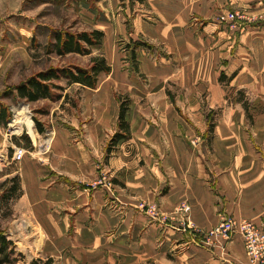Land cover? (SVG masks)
Listing matches in <instances>:
<instances>
[{
  "label": "crops",
  "instance_id": "obj_1",
  "mask_svg": "<svg viewBox=\"0 0 264 264\" xmlns=\"http://www.w3.org/2000/svg\"><path fill=\"white\" fill-rule=\"evenodd\" d=\"M109 1L115 9L97 11L107 20L95 21L90 7L83 15L104 32L88 67L100 52L111 71L94 87L58 81L67 83L56 101L68 122L53 124L43 165L30 158L21 165L43 256L48 264H247L239 234L224 252L206 232L225 214L264 215V0H132L133 10ZM220 10L247 20L219 24ZM121 38L161 46L168 57L136 47L135 72ZM74 86L82 87L80 104L70 94L63 102ZM237 91L252 102L254 123ZM124 97L130 131L109 153ZM182 203L189 213L179 212ZM152 204L166 221L146 213Z\"/></svg>",
  "mask_w": 264,
  "mask_h": 264
},
{
  "label": "rangeland",
  "instance_id": "obj_2",
  "mask_svg": "<svg viewBox=\"0 0 264 264\" xmlns=\"http://www.w3.org/2000/svg\"><path fill=\"white\" fill-rule=\"evenodd\" d=\"M100 4L90 0H0V110L2 105H5L11 114L7 122H0V183L8 179L10 182L7 187H10L13 184L11 179L17 177L22 189V192L14 200H11L9 205L0 202V230L13 242L9 249H14L9 261L2 260L3 256L0 255V264H48L49 260L43 256L42 252L44 236L29 215L28 204L23 197L21 165L27 158L33 159L41 165L45 159L48 160L46 155L51 151L53 143V124L56 122L67 124L66 117L69 114L67 110L63 111L64 106L63 104L60 105L59 101L41 99L30 102L19 98L13 89L19 83L52 66L88 67V55L58 56L55 53H49V42L54 37L52 36V29L70 31H89L92 29V26L88 24V16L83 15L88 7L96 12L103 7L115 9V4L109 0ZM116 5L121 7V10L127 6L133 10L132 0H120ZM96 14L98 17H95V21L107 20V17L102 18L101 13L97 12ZM126 20L129 21L131 18L127 17ZM138 41L142 40L121 38L117 42L121 48L122 46L123 49L127 47V60H130L129 67L135 72H138L139 68L136 64V58L133 59L132 57V51L135 49L133 46ZM159 47L145 48L157 57L161 55L168 57L165 51ZM96 56L104 57L100 52H97ZM56 83L64 87L67 85L64 81ZM171 89L173 91L178 90L175 84H172ZM54 93L56 95L62 94L64 90L55 89ZM69 94L75 96V99L70 96L72 101H77L76 104H80L82 87L74 86L66 94L63 102L67 101ZM235 97L237 103H242L246 111L245 119L254 123L257 112L253 111L254 108L250 99H247L241 91H237ZM125 101L127 102L126 97H124L123 102ZM223 109V107H218L213 110L210 122L218 120ZM35 121L42 123L45 132L40 133L38 131ZM32 126L36 138L32 136ZM74 132L75 134L80 133L79 130ZM110 141L111 139L108 145H110ZM16 146H23L28 150L23 159L19 161L14 160ZM101 180L104 184L109 185L111 183L109 186L112 187V178L106 174L102 175ZM154 206L157 210L153 214L149 211ZM145 210L153 220L163 218L166 221L168 218L162 216L164 214L159 212L160 207L157 204H152ZM226 251L227 246L224 252Z\"/></svg>",
  "mask_w": 264,
  "mask_h": 264
},
{
  "label": "trees",
  "instance_id": "obj_3",
  "mask_svg": "<svg viewBox=\"0 0 264 264\" xmlns=\"http://www.w3.org/2000/svg\"><path fill=\"white\" fill-rule=\"evenodd\" d=\"M61 1V0H59ZM53 40L49 42V53H55L58 56H66L67 54H81L88 55L92 53V48L102 43L104 32L98 29L90 31H70V30H56L52 29ZM153 47L152 44L146 41H138L134 47ZM133 59L136 58L135 49L132 51ZM90 67L80 66H52L46 70L40 71L31 76L27 80L19 83L14 87V92H17L19 98L26 99L30 102L38 101L41 99L56 100L60 94L56 95L54 90H63L64 86L56 83L61 79H66L67 83H80L84 86L94 87L97 84L98 75L100 72H110L111 66L108 64L105 57L95 56L91 59ZM222 79L223 74H222ZM126 101L121 104V111L119 114V127L113 137L111 138L108 152L118 139L125 137L130 131V125L125 119ZM11 114L7 111V107L2 105L0 110V122H7ZM37 129L40 133L45 132V128L40 121H35ZM213 127L211 124L210 129ZM125 132V133H124ZM27 138L28 136L25 135ZM13 184L7 187L10 180L6 179L0 183V202L9 205L11 200H14L22 189L17 180V177L11 179ZM13 242L7 238L3 231L0 230V255L3 256L2 260L9 261L11 253L10 245Z\"/></svg>",
  "mask_w": 264,
  "mask_h": 264
},
{
  "label": "built area",
  "instance_id": "obj_4",
  "mask_svg": "<svg viewBox=\"0 0 264 264\" xmlns=\"http://www.w3.org/2000/svg\"><path fill=\"white\" fill-rule=\"evenodd\" d=\"M264 18L260 15L259 20ZM219 24H227L231 27L242 25L247 20L246 15L238 10H220L215 15ZM39 148H42L39 146ZM28 150L23 146H16L14 160H22ZM111 184V183H110ZM109 184V185H110ZM191 207L182 203L178 208L183 213H189ZM156 207H152L150 213H156ZM241 235L247 256V264H264V215L260 221L249 219H236L232 215H222L219 223L206 232V242L215 240L222 250L231 242L235 235Z\"/></svg>",
  "mask_w": 264,
  "mask_h": 264
},
{
  "label": "bare ground",
  "instance_id": "obj_5",
  "mask_svg": "<svg viewBox=\"0 0 264 264\" xmlns=\"http://www.w3.org/2000/svg\"><path fill=\"white\" fill-rule=\"evenodd\" d=\"M31 129H32V130H31V131H32L31 133L33 134L32 136L35 137L36 134H35V132H34V130H33V126L31 127ZM36 137H37V136H36ZM36 137H35V138H36ZM24 156H25V155H24Z\"/></svg>",
  "mask_w": 264,
  "mask_h": 264
}]
</instances>
